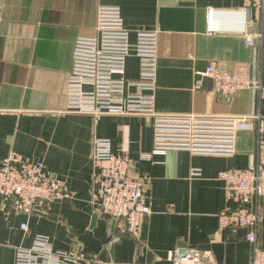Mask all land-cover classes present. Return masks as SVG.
I'll use <instances>...</instances> for the list:
<instances>
[{
    "label": "crops",
    "instance_id": "obj_1",
    "mask_svg": "<svg viewBox=\"0 0 264 264\" xmlns=\"http://www.w3.org/2000/svg\"><path fill=\"white\" fill-rule=\"evenodd\" d=\"M101 5L120 7L132 44L137 31L157 32L156 112L254 113V90L217 95L205 74L210 62L230 72L245 66L250 81L264 84V41L247 44L252 24L241 0H0V162L11 152L40 160L68 196L25 210L0 197V264H16L17 248L31 246L37 234L49 236L56 250L86 252L95 264H171V252L184 247L210 250L220 264H248L246 230H220L218 214L233 206L224 172L252 162L253 121L239 125L233 156L169 149L142 158L153 146L149 117L68 111L74 43L78 36L94 34ZM209 9L213 32L206 30ZM138 73V58L131 54L124 78L135 81ZM258 110L264 117V101ZM95 138L122 147L130 157V174L144 182L149 213L136 237L125 233L121 219L109 227L110 218L98 214L91 226ZM260 214L264 219V201Z\"/></svg>",
    "mask_w": 264,
    "mask_h": 264
},
{
    "label": "built area",
    "instance_id": "obj_2",
    "mask_svg": "<svg viewBox=\"0 0 264 264\" xmlns=\"http://www.w3.org/2000/svg\"><path fill=\"white\" fill-rule=\"evenodd\" d=\"M252 29L246 42L264 41V0H241ZM213 9L207 11L206 30L214 31ZM133 51V52H132ZM134 54L139 61L138 79L124 78L127 58ZM157 32L137 31L132 44L119 6L97 8L95 32L78 36L73 48V64L67 79L66 102L69 112L103 115H140L149 117L153 146L142 158L164 155L169 149H183L192 154L233 156L240 124L253 121L255 131L252 162L245 168H230L223 174L226 197L233 206L218 214L220 230L243 228L244 239L250 243L248 264H264V229L261 231L260 203L264 201V117L258 108L264 101V84L250 81L245 66L226 71L210 62L205 74L213 80L217 95L231 97L238 90H257L256 112L247 115L175 116L155 111L154 83L157 60ZM128 86H134L130 92ZM92 159L91 204L94 212L106 218H119L125 233L139 235L144 217L149 213L144 182L130 174L131 161L120 146L107 138H95ZM0 197L8 198L16 210L31 209L68 197L60 181L45 174L43 163L23 157L17 152L0 162ZM27 230L25 223L21 224ZM16 264H95L83 251L56 250L50 238L37 234L29 247L16 250ZM171 264H220L210 250L195 247L175 248Z\"/></svg>",
    "mask_w": 264,
    "mask_h": 264
},
{
    "label": "water",
    "instance_id": "obj_3",
    "mask_svg": "<svg viewBox=\"0 0 264 264\" xmlns=\"http://www.w3.org/2000/svg\"><path fill=\"white\" fill-rule=\"evenodd\" d=\"M254 94H255L254 95V103H255L254 104L255 105L254 113H255L256 112V106H257V90L254 91ZM253 132H254V143H255V131L253 130ZM33 208L40 209L41 207H40V205H35V206H33ZM98 216H99L98 213L95 212L94 215H93L91 226L95 225V221L97 220ZM113 221L117 222V221H119V218H110L108 220L109 227L112 225Z\"/></svg>",
    "mask_w": 264,
    "mask_h": 264
}]
</instances>
